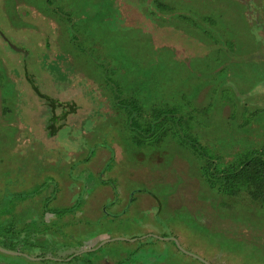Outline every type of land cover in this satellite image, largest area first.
Returning a JSON list of instances; mask_svg holds the SVG:
<instances>
[{"label": "rangeland", "instance_id": "374dc122", "mask_svg": "<svg viewBox=\"0 0 264 264\" xmlns=\"http://www.w3.org/2000/svg\"><path fill=\"white\" fill-rule=\"evenodd\" d=\"M253 2L244 15L235 0H0V172L18 170L13 184L0 173V194L42 184L39 206L54 192L50 207L84 199L63 224L47 213L31 248L61 264L86 248L82 264H202L176 238L212 264H264V207L200 170L264 145ZM29 79L78 107L56 109L54 133ZM131 97L143 107L133 117Z\"/></svg>", "mask_w": 264, "mask_h": 264}, {"label": "trees", "instance_id": "16d2710c", "mask_svg": "<svg viewBox=\"0 0 264 264\" xmlns=\"http://www.w3.org/2000/svg\"><path fill=\"white\" fill-rule=\"evenodd\" d=\"M155 2L156 7L158 8H161L163 5L161 0H155ZM36 87L38 88V86ZM124 100L126 99L122 98L119 101L123 102ZM127 100H131L130 103L134 104V109L130 112L132 117L134 116V111L138 113L141 111L143 112L140 100H136L133 97ZM52 103L56 109L59 107L64 109L65 112L63 113V119H65L67 115L73 114L78 110L77 105L72 102H64L57 98H52ZM158 114L162 117V113H160V111ZM141 117L143 116L141 115ZM141 117L137 121L143 120ZM134 119L135 118H133V120ZM51 133H54V131H51ZM197 146L194 145V149H197ZM199 148H201V146H199ZM202 153L205 157L206 155H204L203 151ZM199 156L201 159L203 158L201 154H199ZM89 158H91V156H89L88 159ZM111 160H113V158ZM202 160H204V162L200 166L201 174L204 177V181L212 188L217 189L221 194L228 196L247 193L251 196V200L253 202L258 203L261 207H264V145L259 146L253 153H240L239 155H235L234 159L226 162L223 160V156L218 153L215 160L209 159L208 157H205ZM100 180L103 183L107 182V180H102V178H100ZM110 181L114 182V180ZM41 187H38V189L34 192H31L30 190L16 191L11 192L12 194H3L0 197V240L2 241L3 246H8L10 249L14 250L17 248L25 249V247H29V251L33 253L38 249L31 248V245L34 243L33 241H38V237H40L44 230L43 225L48 226V223L45 220V215L47 213L59 217L60 220L58 221H61L63 224L65 221L62 220V216L72 213H74L72 215H76L75 213L83 211V198L77 199L71 205H57L50 207L49 203L54 195L56 196L57 192H54L50 197H41L40 203L42 202V204L39 206V196L37 197V195L40 194V191L43 193L46 186L41 184ZM13 198L15 199V202H12ZM10 202L11 204H9ZM80 208L83 209L79 210ZM52 224L55 223L51 222V225ZM26 228H29L30 230H25ZM11 234L14 236L12 240L8 238ZM24 236L29 238V246L24 245ZM41 239L42 238H40V240ZM171 243L177 246L174 240L171 241ZM47 253H49V250L41 249V253L39 255L44 256L47 255ZM85 253L86 251L74 256L72 260L66 263L71 264L76 260V263L82 264V262L78 261L82 260ZM47 259H50L51 262H58L57 264H61L58 260L48 257ZM84 260L85 262L91 261L88 258H84ZM115 264L122 263L117 261ZM141 264L160 263L158 259L154 258L153 261H143ZM202 264L205 263L202 262Z\"/></svg>", "mask_w": 264, "mask_h": 264}, {"label": "flooded vegetation", "instance_id": "af4514ba", "mask_svg": "<svg viewBox=\"0 0 264 264\" xmlns=\"http://www.w3.org/2000/svg\"><path fill=\"white\" fill-rule=\"evenodd\" d=\"M237 3H238V8L242 10V14L245 15V11L243 10L242 7H245V10H246V15H251V6L248 7V3L247 0H235ZM253 5L256 6L255 8V16H254V19L251 20V22H254L256 24V26L258 27H262L261 29H264V16H262L260 13H259V10H262L263 9V6L261 4V0H253ZM263 12H264V9H263ZM260 22H262V24H260ZM179 24V23H178ZM183 26L185 29H190V30H193L195 31L194 29L196 28H189L188 26H185V24L183 23ZM257 37L260 39L261 41V44L259 45L260 47L257 48V50H264V37L260 36V34L257 32ZM264 36V33L262 34ZM223 41H226L223 37H222V42ZM216 44H220V41L219 40H216L215 42ZM221 50V49H220ZM259 52V51H258ZM10 85V84H9ZM10 87V86H9ZM247 110V109H246ZM28 167L26 168H20L19 171H24L25 169H27ZM4 175L3 172H0ZM12 173V169L8 170V174L4 175L5 178H9L11 184H13V181L14 179L12 178L11 180V174ZM22 173V172H21ZM10 176V177H9ZM6 190H4V193L0 194V197L3 195V194H6V193H10L12 194L11 192H16V191H9V187L8 185L6 184ZM24 189L22 190H17L18 191H23ZM10 240H12L14 238V236L11 234L9 237H8ZM26 239V240H25ZM24 240V245L26 246H29V238L25 237L23 238ZM0 248H3L5 250H8V251H12V252H18L19 254H15V253H8V252H5L3 250L0 249V264H38L40 263L42 260L44 261L45 259L48 258H53V257H49L47 255H44V256H40L39 254L41 253V250L38 249L37 251H35L33 254L29 251V247H25V249H21V248H17L16 250L14 249H10L8 246L5 247L3 246L2 244V241L0 240ZM75 253L71 254L69 256V260H72V258L74 257ZM13 259H16L15 262H13L12 260ZM54 259V258H53ZM55 260H62V259H55ZM67 264V263H65ZM71 264H76V263H71ZM161 264V263H160Z\"/></svg>", "mask_w": 264, "mask_h": 264}, {"label": "water", "instance_id": "95a60500", "mask_svg": "<svg viewBox=\"0 0 264 264\" xmlns=\"http://www.w3.org/2000/svg\"><path fill=\"white\" fill-rule=\"evenodd\" d=\"M12 46H13L15 49H17V47H16L15 45H12ZM17 50H18V49H17ZM29 81H30V84H31L32 88H33V89H34V90H35L40 96H42L44 99H46L48 105L50 106L51 111L53 112V118H52V121H53V122H52V124H51L50 126H51L52 130L55 131V130H56V124L58 123V119H59V117L57 116V114H56V108H55L54 104L52 103V97L49 96L48 94H45V93L41 92V91L36 87V85L34 84V82H33L31 79H29ZM57 127H59V126H57ZM113 239H115V238H113ZM116 239H119V238H116ZM173 240L175 241L177 247H178L182 252H184V253H186V254H189V255H191V256H193V257H195V258H198L199 260L203 261L205 264H212V263L208 262L207 260H205L204 258L200 257L199 255H196V254H194V253H192V252H189V251H187L186 249H184L183 246L177 241L176 238H173ZM108 241H110V239H109V240H106V242H108ZM101 245H102V244H101ZM0 249L3 250V251H5V252H8V253L19 254L18 252L8 251V250H5V249H3V248H0ZM84 251H85V250L80 251V252H77V253H75L73 256H76V255H78V254H81V253L84 252Z\"/></svg>", "mask_w": 264, "mask_h": 264}, {"label": "crops", "instance_id": "0c3cea01", "mask_svg": "<svg viewBox=\"0 0 264 264\" xmlns=\"http://www.w3.org/2000/svg\"><path fill=\"white\" fill-rule=\"evenodd\" d=\"M24 10H25V9H24ZM21 11H22V10H21ZM1 65H2V64H1ZM7 84H8V83H7ZM6 90H9V88H8V89L6 88ZM12 168H13V170H12V173H11V174H13L15 171H18V170H16V167L13 166ZM15 173H16V172H15ZM9 177H10V176H9ZM10 178H11V180H12V178L15 179L16 176H15V178H14V176L11 175ZM9 191H13V190H10V189H9ZM75 216H76V215H75ZM50 217H51V216H50ZM84 246H86V244L83 245V247H84ZM83 247H82V248H83ZM66 249H68V248H66ZM78 249H79V248H78ZM86 249H88V248H86ZM86 249H83V250H86ZM59 250H62V249H59ZM59 250H57V251H59ZM83 250H80V251H83ZM80 251H79V252H80ZM54 259H55V258H54ZM58 259H59V258H58Z\"/></svg>", "mask_w": 264, "mask_h": 264}]
</instances>
